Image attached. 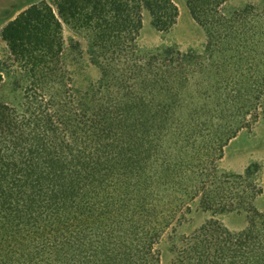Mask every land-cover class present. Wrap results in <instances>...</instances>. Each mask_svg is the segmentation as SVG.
<instances>
[{
	"label": "trees",
	"instance_id": "1",
	"mask_svg": "<svg viewBox=\"0 0 264 264\" xmlns=\"http://www.w3.org/2000/svg\"><path fill=\"white\" fill-rule=\"evenodd\" d=\"M189 0L204 51L141 45L144 10L168 34L172 0H56L2 29L0 264H164L162 238L197 204L211 213L172 239L168 264H264L262 166L220 167L264 117V0L227 16ZM64 26L100 76L77 86ZM246 213L232 231L219 215Z\"/></svg>",
	"mask_w": 264,
	"mask_h": 264
},
{
	"label": "rangeland",
	"instance_id": "2",
	"mask_svg": "<svg viewBox=\"0 0 264 264\" xmlns=\"http://www.w3.org/2000/svg\"><path fill=\"white\" fill-rule=\"evenodd\" d=\"M56 0H0V58L7 51L1 33L4 26L16 18L21 12L34 4L47 2L54 5ZM177 7V23L168 34L158 32L151 23V16L144 10V29L141 35V45L152 48L161 44H175L182 51L193 49L197 52L204 51L207 44V35L204 28L195 22L191 16L189 0H172ZM263 0H226L222 10L227 16L241 10L246 5L260 7ZM64 37L67 62L74 72L76 84L85 90L96 83L100 76L99 68L94 65L88 53V42L84 35L64 26ZM253 163L262 166L259 182L264 186V117L251 128L241 131L224 150L220 167L227 173L241 174ZM255 206L264 211V193L257 199ZM211 213L205 212L197 204H193L186 220L176 230H169L160 243L163 263L168 264L173 257L171 242L182 236L194 233L198 228L211 219ZM215 219L223 223L232 231L244 229L248 224L246 213H228L219 215Z\"/></svg>",
	"mask_w": 264,
	"mask_h": 264
}]
</instances>
